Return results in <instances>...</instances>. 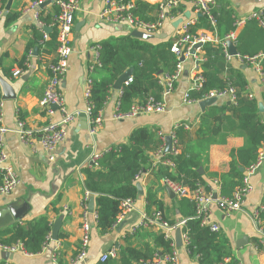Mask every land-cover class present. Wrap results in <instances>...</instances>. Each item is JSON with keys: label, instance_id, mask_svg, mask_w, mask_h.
Segmentation results:
<instances>
[{"label": "trees", "instance_id": "16d2710c", "mask_svg": "<svg viewBox=\"0 0 264 264\" xmlns=\"http://www.w3.org/2000/svg\"><path fill=\"white\" fill-rule=\"evenodd\" d=\"M193 1L195 0H179L177 7L171 9L169 13L185 15V10L189 6L194 10ZM54 5L53 10L47 13L44 12V8L39 9V17L43 24L49 25L53 16L58 13V6ZM157 10L158 3L135 0L132 12L140 19L153 20ZM210 13L216 20L218 37L223 38L234 29L235 12L229 0H215ZM16 18L17 13H7L6 22L10 23ZM196 18L197 21L189 27L191 33L195 34L200 29L211 30L207 15L196 14ZM56 35V29L53 27L48 32L47 39H43L40 29L35 27L34 38L27 45L36 48L37 57L45 62V66L57 58ZM235 46L240 56L262 55L259 63L264 73V26L258 25L254 20L246 22L238 32ZM201 51L204 57L199 64L201 85L198 89L188 91L189 98L199 101L210 90L233 86L235 100L209 105L195 123L183 121L174 125L171 130L175 140L174 149L163 153L158 159L155 158V153L165 146L163 133L156 126H139L131 131L126 141L103 151L96 166L89 163L84 167L85 190L93 194L95 224L101 234L108 232L117 224L125 198L135 200L140 196L136 186L138 181L135 180L139 173L146 172L144 179L140 180L145 187L144 211L149 215L154 210L160 211L164 219L173 224L174 221L166 219L164 202L157 194V187L161 183L158 171L171 181L183 183L189 191L198 185H204L205 189L209 190L207 180L216 178L219 181V192L231 196L235 188L241 184L246 167L259 158L264 147V120L258 103L260 100L264 106V81L260 99L250 97L248 81L243 71L240 66H234L225 59L221 45L205 42L201 45ZM48 55L52 56L48 58ZM98 61L100 64L90 73L91 85L87 98L92 117L101 111L115 81L127 69H131L128 76L131 81L123 82L121 85L118 97L119 112H126L135 104L143 105L150 97L161 99L165 87L161 83V78L165 74L173 73L178 59L170 51L168 41L153 44L148 40L127 35L109 37L101 41ZM18 65L25 69L26 59L20 60ZM19 117L21 118L20 115ZM230 134H240L244 143L230 151L228 170L220 174L201 171L206 166L209 145L223 142ZM166 159L172 160L173 164H161V161ZM59 197L58 194L57 199ZM177 205L184 219L180 230L187 235L184 248L190 257L198 264H239V260L232 254L228 237L221 230L212 231L209 226L201 225L200 219L195 217L194 202L189 197L179 198ZM53 210L56 216L61 215L59 209L53 207ZM259 217L263 220L264 226V208L259 209ZM52 224L48 216V207L35 217L13 220L0 226V244L20 242L24 252L37 254L48 241ZM149 236L150 243L136 247L131 245L133 235L129 232L124 233L117 257L98 264H139L140 260L150 259L155 255L172 254L174 247L171 245V239L166 238L160 231L149 233ZM0 264L11 263L2 260Z\"/></svg>", "mask_w": 264, "mask_h": 264}, {"label": "crops", "instance_id": "0c3cea01", "mask_svg": "<svg viewBox=\"0 0 264 264\" xmlns=\"http://www.w3.org/2000/svg\"><path fill=\"white\" fill-rule=\"evenodd\" d=\"M8 0H0V81L11 85L15 96L2 99L0 82V102L3 104V123L9 128L5 134V150L9 162L20 178L19 185L9 195L0 197V226L11 223L14 219L11 208L17 209L25 203L26 210L21 219H28L43 213L48 207V216L52 222L61 217L62 222L56 240L49 237L42 250L37 254L15 252L7 256L6 251L0 250V261L11 264H70L81 240V221L84 205L88 207V199L93 194L85 190L83 168L89 164L93 153H102L111 146L126 141L133 129L139 126H156L164 136L171 134L172 127L178 122L195 123L203 112L198 101L186 102L183 99L191 83L188 63H185L182 74L175 81L174 88L164 96L165 110L158 113H141L124 119H114L115 103L118 90L109 91L103 108L100 111L101 123L94 133L82 128L88 119L76 116L67 126V137L55 149L54 153L38 146L30 149L14 131L16 118L21 116L25 125L37 131L43 126L48 117L39 101L49 75L45 69V62L37 57L34 47L28 43L34 38L36 27L34 11L29 9L32 0H12L9 10L5 9ZM155 3L157 0H148ZM236 15H242L250 10L264 5V0H229ZM192 4V3H191ZM54 3L42 8L47 13L53 10ZM104 7V0H80L74 15V27L70 36L71 53L67 60V69L62 78L61 91L69 110L83 111L86 108L84 83L87 69L94 58L93 46L109 37L131 36L132 29L125 23L112 24L99 18V12ZM59 10V9H58ZM190 17L196 13L189 6L185 13ZM7 13H17V18L6 22ZM186 17V16H185ZM83 22L75 30L77 22ZM175 20L166 19L163 26L148 39L157 44L167 41L175 31ZM203 29H200L201 31ZM198 31V32H199ZM32 50L27 67L21 69L20 60L26 59ZM203 56V52L201 51ZM52 55H48L50 58ZM234 66H240L247 81L248 91L260 99L263 87L261 77L249 64H241L237 59L230 61ZM187 65V66H186ZM187 67V68H186ZM20 68L21 74L14 76L13 72ZM200 101V100H199ZM229 101L227 97L218 98L216 102ZM260 102V100H259ZM208 106L205 107V110ZM57 117V114L54 116ZM264 120V112L262 113ZM187 126V125H186ZM244 139L240 134H230L223 142L209 145L206 166L203 170L208 173H223L229 168L230 151L242 146ZM263 149L261 153H263ZM50 156H53L50 159ZM159 165L157 164V168ZM161 183L157 187V194L164 202L166 219L177 222L182 220L178 210V197L171 198L166 192L163 176L158 171ZM146 172L143 173L144 179ZM214 179V178H213ZM211 180H207L210 184ZM251 190L243 200V209L231 214H225L216 205L211 206V219L217 223L220 230L228 237L232 254L239 260V264H264V246L259 243L256 225L251 217L254 208L264 207V158L250 178ZM141 183V181H139ZM143 191L145 187L141 183ZM58 194L60 197L57 199ZM144 195V194H143ZM140 195L134 201V208L129 210L108 232L101 234L95 224L93 214L89 213V244L83 261L77 264L96 263L99 256L115 241L121 242V237L141 219L144 213V198ZM86 201L87 204L84 202ZM54 202V204H52ZM59 209L61 215L56 216L53 210ZM159 231L155 226H147L137 231L131 238V245L144 246L151 242L149 233ZM51 233V232H50ZM182 234V233H181ZM175 231L173 233V238ZM177 264H198L188 255L184 248H176ZM55 254L58 257H54Z\"/></svg>", "mask_w": 264, "mask_h": 264}, {"label": "built area", "instance_id": "2783aa9c", "mask_svg": "<svg viewBox=\"0 0 264 264\" xmlns=\"http://www.w3.org/2000/svg\"><path fill=\"white\" fill-rule=\"evenodd\" d=\"M80 0H52L51 2L58 6V13L53 16L52 22L49 25L43 24L39 17L40 4L42 0L32 1L29 9L34 11V19L36 27H38L42 33L43 39H47L48 32L45 31L44 27H50L56 29V39L58 41L57 58L54 62L45 66L48 72L49 79L44 88L42 98L39 101L40 107H42L48 117L47 122L41 126L37 131H33L25 125L24 120L20 117L16 118L14 131L18 134L20 140L27 145L30 149L35 150L38 146L54 153L57 146L65 141L67 137L68 124L77 116L80 112L78 110H69L65 104V98L61 91L62 78L67 69V60L71 53L70 47V36L74 27V15L78 8ZM158 10L153 20H144L135 16L132 12L135 7V0H104V7L99 12V18L105 22L112 24H127L132 31L138 30L147 34H154L164 24L166 19L177 20L181 18V22L176 26L175 31L167 41L170 42V51L177 57L178 62L176 67L171 74H165L161 78V83L165 86L162 92L161 99H155L150 97L143 105H132L130 110L126 112L118 111V98L115 103V111L113 113L114 119H124L133 117L141 113H158L165 110L164 96L167 95L172 89L174 82L179 78L184 69L185 63H188L191 83L189 89L185 92L183 99L190 103L194 100L189 98L188 91L190 89H198L201 85L202 76L200 74V62L204 60L201 54V46L195 47L197 43L203 44L205 42H212L221 45L223 48L224 57L227 61L237 59L241 64H249L253 67L255 72L259 74L262 82L264 81V73L259 63V58L262 55L247 57L240 56L238 53L235 55L230 54L228 43L235 45L237 40L238 32L242 29L248 21H256L260 26H264V5L259 6L250 10L249 12L234 16L233 30L227 33L223 38L217 36L216 32V20L211 15L210 9L215 5V0H195L193 1V7L196 14H205L208 16L211 24V30H201L197 33H191L189 27L197 21L196 14L193 17H185L182 13L170 14L171 9L177 7L179 0H157ZM131 31V32H132ZM94 58L87 69V78L84 83V96L86 99V108L84 113L89 122V132L94 133L96 128L101 123L100 112L95 117L91 116V106L87 102L89 96L91 78L90 73L93 71L96 65H99L98 61V48L99 44L94 45ZM32 56V50H29L26 57V64L29 66L28 61ZM183 57V60L180 58ZM21 69H16L13 72L14 76L21 74ZM131 78L128 77L124 82L128 83ZM120 95V89L118 90V97ZM249 96L253 95L249 93ZM209 97L223 98L227 97L229 101L235 100V89L233 86H228L224 89L210 90L204 96L203 99ZM53 106H56L54 109ZM57 114V117H54ZM9 130L3 123V104L0 102V197L9 195L20 183V178L11 163L9 162L8 154L5 150V134ZM172 136V149L175 142L174 136ZM164 136V135H163ZM165 140V136H164ZM165 147V146H164ZM163 148H160L155 153V158H159L165 153ZM102 153H93L90 157L89 163L94 166L97 165V160ZM53 156H50L52 159ZM262 158L260 152L259 158L248 167H246L244 175L241 179V184L235 188L231 196L221 194L219 192V181L214 178L210 182V189L206 190L204 185H198L194 190L189 191L185 185L181 182L171 181L166 177H163V183L168 187L175 196L178 198L189 197L195 205V217L200 219L201 225L209 226L210 230L218 231L220 227L211 219V206L216 205L225 214H231L236 210L243 209V200L245 195L251 190L250 178L254 174ZM161 164L172 165L173 162L170 159L161 161ZM141 173L135 176V180L138 182L142 178ZM89 194V192H87ZM134 201L131 198H125L122 201V212L118 217V221L127 213L129 210L134 208ZM264 207L254 208L251 217L256 225L257 234L259 237V243L264 245V226L263 220L259 217V209ZM95 218V212L92 213ZM89 212L87 206L84 205L81 221V240L78 245L77 252L70 261V264H77L83 261L87 254V247L89 244ZM184 224V219L179 220L173 224L166 221L163 214L160 211L154 210L150 215L145 211L141 215V219L129 230L131 235H135L141 228L147 226H155L164 236L172 240V246L174 250L172 254L166 256H154L150 259L140 260L139 264H177L178 255L175 250V242L173 233L177 228H180ZM182 240L184 244L187 242V235L182 233ZM121 242L115 241L111 246L104 251L98 258L96 263L98 264L106 261L109 258H115L120 250ZM0 250L6 251V253H15L18 251L24 252L23 246L20 242H16L10 245L0 244ZM26 253V252H25ZM55 258L58 257L56 254Z\"/></svg>", "mask_w": 264, "mask_h": 264}, {"label": "water", "instance_id": "95a60500", "mask_svg": "<svg viewBox=\"0 0 264 264\" xmlns=\"http://www.w3.org/2000/svg\"><path fill=\"white\" fill-rule=\"evenodd\" d=\"M51 1L52 0L43 1L40 4V8H42L43 6L51 3ZM11 2H12V0H8L7 1V4L5 6L6 12H7V10H9ZM185 16L189 17V13L186 12ZM181 20H182L181 18L177 19L175 21V25L177 26L181 22ZM82 24H83L82 21L81 22H77L76 25H75V30H78ZM44 29H45L46 32H50L51 31V28L47 27V26L44 27ZM131 36L138 37V38H141V39H144V40H148V39H150L152 37L151 34H147V33H144L142 31H138V30H133L131 32ZM198 46H201V44L197 43L195 45V47H198ZM228 48H229L230 54L235 55L237 53L236 46L233 43H231V42L228 43ZM34 50L36 51V48ZM180 60H183V57H181ZM130 71H131V69H127L124 73H122L117 78V80L115 81V83L113 85V89L119 90L121 88V85L123 84V82L128 78V76L130 74ZM159 73H160V71H159ZM0 82H1V87H2V99L14 98L15 93H14V90L11 87V85L8 84L5 81H0ZM216 101H217V97H209V98H205V99H202V100L198 101V105L200 107V110L204 111L206 106L214 104ZM258 106H259V111L260 112H264L263 103L259 102ZM53 108L55 109L56 106H53ZM77 116L80 117L81 119H83L84 122H86L87 117H86V114L83 111L79 112L77 114ZM82 128H84V129L85 128L86 129L89 128V125H87V122L85 123L84 126H82ZM171 149H172V136L169 134V135L165 136V147H164L163 151L165 153H168V152H171ZM262 158H264V149H263V153H262ZM136 186H137V190H138L139 195H143L144 191H143L141 183L140 182H136ZM165 189H166V192L168 193V195L171 198H173L175 196L174 193L168 187H165ZM87 209H88V212L91 213V214L94 212V198H93V196H90L89 199H88V207H87ZM25 210H26V205H25V203H23V205L20 206V207H17V209L11 208V213H12L14 219L16 220V219H20L22 217V215L25 213ZM0 215H1V213H0ZM61 222H62L61 217H57L55 219V221L53 222V224H52L50 236L54 240H56L58 238V230H59V227L61 225ZM174 242H175V247L176 248L182 249L183 240H182V235H181L180 228H177L175 230ZM6 254H7V256H12L10 253H6Z\"/></svg>", "mask_w": 264, "mask_h": 264}]
</instances>
